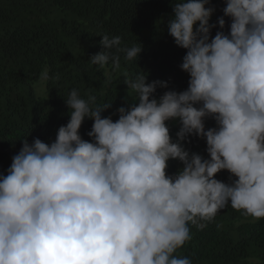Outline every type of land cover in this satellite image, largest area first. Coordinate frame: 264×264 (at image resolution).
<instances>
[{
  "label": "clouds",
  "instance_id": "9594fccd",
  "mask_svg": "<svg viewBox=\"0 0 264 264\" xmlns=\"http://www.w3.org/2000/svg\"><path fill=\"white\" fill-rule=\"evenodd\" d=\"M224 2L227 34L223 17L210 24L211 0L172 4L167 32L186 50V90L157 98L168 83L141 71L125 80L135 95L114 121L102 115L112 103L74 88L53 142L22 139L0 174V264H193L177 254L193 227L229 205L264 219V0ZM100 43L89 61L101 68L143 51L121 48L120 36ZM86 119L90 140L80 135ZM169 121L179 122L175 139ZM191 137L206 142L208 158L185 147ZM169 161L182 165L173 175ZM225 171L227 183L216 178Z\"/></svg>",
  "mask_w": 264,
  "mask_h": 264
},
{
  "label": "trees",
  "instance_id": "16d2710c",
  "mask_svg": "<svg viewBox=\"0 0 264 264\" xmlns=\"http://www.w3.org/2000/svg\"><path fill=\"white\" fill-rule=\"evenodd\" d=\"M174 0H0V174H6L12 157L22 147V139L31 143L39 138L55 140L56 132L69 120L65 100L72 89L83 98L97 97L100 104L112 103L102 115L118 119L117 109L132 103L134 93L124 83L143 71L148 82L168 83L157 89L158 98L165 91L186 90L189 76L180 69L186 50L176 46L168 35L167 21L174 13ZM215 11L210 24L225 19V33L230 18L224 17V0H211ZM219 27L212 29L214 37ZM103 35L121 37V48L141 43L137 61H127L119 53L120 68L111 61L101 68L89 57L101 52ZM115 52V50H113ZM46 70V98H38L33 84ZM92 121L86 119L80 135L87 133ZM175 139L178 121H169ZM215 127L213 120L206 128ZM185 147L207 157L206 142L191 137ZM182 167L169 161L168 174ZM229 182V173L216 177ZM190 257L193 264H264V219L245 217L227 206L203 230L192 228V240L177 253Z\"/></svg>",
  "mask_w": 264,
  "mask_h": 264
},
{
  "label": "rangeland",
  "instance_id": "374dc122",
  "mask_svg": "<svg viewBox=\"0 0 264 264\" xmlns=\"http://www.w3.org/2000/svg\"><path fill=\"white\" fill-rule=\"evenodd\" d=\"M46 74V70L41 72L38 80L33 84V91L36 97L38 98H46L47 97V90H46V79L44 78ZM125 107L128 105L125 104Z\"/></svg>",
  "mask_w": 264,
  "mask_h": 264
}]
</instances>
